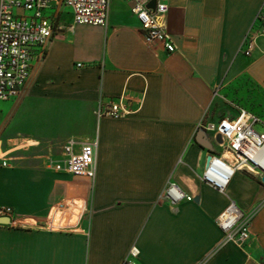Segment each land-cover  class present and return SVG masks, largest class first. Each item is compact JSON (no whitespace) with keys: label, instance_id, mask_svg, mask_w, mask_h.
<instances>
[{"label":"crops","instance_id":"1","mask_svg":"<svg viewBox=\"0 0 264 264\" xmlns=\"http://www.w3.org/2000/svg\"><path fill=\"white\" fill-rule=\"evenodd\" d=\"M167 4L171 54L144 42L123 0L106 26L69 29L63 8L65 29L22 93L0 102V208L13 209L0 215V264H121L133 247L134 264H264V184L246 171L224 193L202 180L209 156H227L203 122L264 113V35L243 52L264 0ZM122 95L131 114L96 118L99 100ZM70 138L76 150L97 139L93 178L57 167ZM169 182L193 201L163 199ZM231 202L257 213L246 243L219 246L216 220Z\"/></svg>","mask_w":264,"mask_h":264},{"label":"built area","instance_id":"2","mask_svg":"<svg viewBox=\"0 0 264 264\" xmlns=\"http://www.w3.org/2000/svg\"><path fill=\"white\" fill-rule=\"evenodd\" d=\"M112 0H0V102L17 98L30 78L33 62L44 57L54 34L65 27L58 25L62 9L66 8L74 25L106 26ZM130 7L140 24L147 45L160 44L167 53H174L176 46L165 24L167 0H123ZM155 3L154 8L150 6ZM261 28L251 29L245 36L244 54L250 56L256 48L257 38L264 35V16L259 15ZM37 51V52H36ZM82 64H78L81 67ZM133 111L124 95L116 100H99L94 114L122 118ZM202 127L214 136L220 135L227 156L211 155L202 173V180L215 190L224 193L237 171L264 177V113L255 114L239 109L234 118H224L218 123L203 122ZM68 139L63 145V158L57 167L76 175L93 178L96 174L97 139L80 144ZM3 162V166H6ZM163 199L171 204L193 201L175 182H169ZM70 207V205H68ZM80 211L74 216H80ZM257 209L243 212L231 202L217 217L216 223L224 234L219 246L228 243L242 245L250 238V226ZM10 207L0 208V215H12ZM138 250L133 247L129 257L121 264H134Z\"/></svg>","mask_w":264,"mask_h":264},{"label":"water","instance_id":"3","mask_svg":"<svg viewBox=\"0 0 264 264\" xmlns=\"http://www.w3.org/2000/svg\"><path fill=\"white\" fill-rule=\"evenodd\" d=\"M154 5H155L154 2L150 4V6H151L152 8H154ZM215 140H216L219 144H222V142H223V141H222V138H221L220 135H217L216 138H215ZM202 144H203L204 146H206L207 148L211 149L210 145H208L207 143H202ZM208 161H209V157H208ZM261 183L264 184V177L261 178Z\"/></svg>","mask_w":264,"mask_h":264},{"label":"rangeland","instance_id":"4","mask_svg":"<svg viewBox=\"0 0 264 264\" xmlns=\"http://www.w3.org/2000/svg\"><path fill=\"white\" fill-rule=\"evenodd\" d=\"M62 19H64V20L67 19V16L62 17ZM261 105H262L261 103H257V102H255V103H254V107H253L254 110H260ZM221 146H222V145H221Z\"/></svg>","mask_w":264,"mask_h":264}]
</instances>
